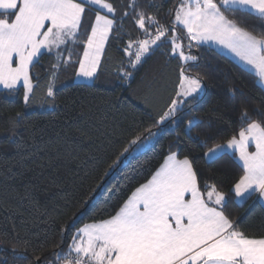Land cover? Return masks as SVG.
Here are the masks:
<instances>
[{
    "label": "trees",
    "instance_id": "trees-1",
    "mask_svg": "<svg viewBox=\"0 0 264 264\" xmlns=\"http://www.w3.org/2000/svg\"><path fill=\"white\" fill-rule=\"evenodd\" d=\"M105 2L115 8V24L90 84L73 83L95 14L85 10L80 40L68 47L71 62L63 63L67 52L58 60L44 53L30 69L34 92L27 105L22 89L0 90V245L6 251L0 264H53V253L68 252L78 229L115 215L171 153L192 161L202 188L215 184L225 193V215L241 231L264 236V207L253 198L238 203L231 191L243 175L235 156L221 154L207 161L205 155L239 131L241 108L252 119L264 120V91L255 75L227 55L191 42L197 60L190 62L196 67L187 74L202 80V94L183 106L175 123L157 126L176 98L181 68L187 66L172 56L169 31L158 42L161 47H154L133 76L123 79L120 73L130 59L128 44L133 43L135 52L145 33L129 7L133 0ZM134 2L136 10L171 29L182 0ZM225 15L258 37L264 34V19L254 14ZM175 34L187 53L186 33L176 26ZM54 64L60 66L53 68ZM51 78L54 103L46 96ZM17 113L26 119L13 135L11 121ZM189 120L199 125L191 138L185 135ZM149 129L159 134L144 151L120 156L130 139L146 137ZM118 159L123 162L113 167Z\"/></svg>",
    "mask_w": 264,
    "mask_h": 264
},
{
    "label": "snow or ice",
    "instance_id": "snow-or-ice-1",
    "mask_svg": "<svg viewBox=\"0 0 264 264\" xmlns=\"http://www.w3.org/2000/svg\"><path fill=\"white\" fill-rule=\"evenodd\" d=\"M86 5H96L115 16V8L105 0H0V85L14 89L22 82L27 105L34 92L30 69L44 55L42 50L49 53L62 50L56 52L57 56L67 52L68 59L63 63L71 62V50L62 46L80 40ZM129 7L133 8L136 24L144 31L145 38L136 42L135 52L131 51L133 43L129 42L126 51L130 59L128 68L120 73L122 78L132 77L144 57L154 47H161L158 42L169 31L172 56L187 66L181 68L176 98L160 115L157 126L168 121L175 123L177 113L201 92L199 76L187 74L196 67L190 62L197 60L191 54V41L221 46L253 69L264 84V34L258 37L225 15L239 11L264 19V0H182L171 29L136 10L134 0ZM114 24L113 18L96 12L90 34L83 41L77 78L92 80L97 76ZM178 25L187 32V53L179 42L181 38L175 34ZM59 66L54 64L53 68ZM46 96L52 98L49 103H54L51 84ZM25 119L26 116L17 113L11 121L13 135ZM239 122V131L226 144L209 148L205 155L211 160L233 150V155L238 154L242 162L243 175L233 184L232 193L240 199L250 198L253 192L264 197V120L252 119L247 109L241 108ZM198 126V122L189 120L185 135L191 138L192 130ZM158 134L149 129L146 137L130 139L120 156L139 151ZM122 162L118 159L113 167ZM199 180L191 160L169 154L151 179L138 187L115 215L78 229L68 252L53 253V264L61 261L64 264H264V236L257 238L241 231L225 215V193L215 184H205L202 188Z\"/></svg>",
    "mask_w": 264,
    "mask_h": 264
},
{
    "label": "rangeland",
    "instance_id": "rangeland-1",
    "mask_svg": "<svg viewBox=\"0 0 264 264\" xmlns=\"http://www.w3.org/2000/svg\"><path fill=\"white\" fill-rule=\"evenodd\" d=\"M180 6H178V8H179ZM177 8V9H178ZM85 10H93L94 11V19H93V22H92V24L95 22V16H96V12L97 11H99L100 12V14H102V15H108L109 16V18H112L113 17V15L112 14H109V13H107V11H106V9H101V8H99L98 6H96V5H86L85 6ZM174 19H175V17H174ZM173 22H174V20H173ZM182 27V26H181ZM183 28V27H182ZM185 30V29H184ZM185 33H186V37H187V32H186V30H185ZM188 38V37H187ZM189 40V39H188ZM179 42L182 44V42L179 40ZM191 42H194V41H191ZM205 44H207V45H209V46H213L212 48L213 49H216V50H219V49H221V50H224V51H220L221 53L223 52H226L225 54L228 56V57H230L232 60H239L234 54H232L231 52H229V51H227L226 49H224V48H222L221 46H219V45H217V44H215V43H212V42H206ZM73 44L70 42L68 45H66V46H62V49L64 48V47H71ZM57 51H62V50H53V52H51V54H54L55 55V57L57 58V60L58 59H63V53H62V55L61 56H57L56 55V52ZM42 52L43 53H49L47 50H42ZM81 58H82V55H81ZM79 67V66H78ZM77 71H78V69H77ZM254 72V71H253ZM255 75V74H254ZM256 76V75H255ZM93 80V79H92ZM92 80H84V79H81V78H77V76H76V74H75V77H74V81H73V83L74 84H90L91 82H92ZM50 84L53 86V78H51V80H50ZM17 89H22V91H23V101H24V89H23V84H22V82L20 83V84H18L17 86H16V88H14V89H4L3 88V86L2 85H0V90H17ZM202 94V89H201V92L198 94V96H200ZM158 136V135H157ZM156 136V137H157ZM156 137H153L152 138V140L148 143V144H146V145H144L141 149H139V151H137V152H133L132 153V156H135V155H137V154H139V153H141L142 151H144L155 139H156ZM131 156V157H132ZM218 156H219V154H218ZM206 160L207 161H211V160H213V159H208V157L206 156Z\"/></svg>",
    "mask_w": 264,
    "mask_h": 264
},
{
    "label": "crops",
    "instance_id": "crops-1",
    "mask_svg": "<svg viewBox=\"0 0 264 264\" xmlns=\"http://www.w3.org/2000/svg\"><path fill=\"white\" fill-rule=\"evenodd\" d=\"M255 15V14H254ZM179 26V25H178ZM181 27V26H180ZM182 28V27H181ZM183 29V28H182ZM184 30V29H183ZM184 32H185V30H184ZM192 43H194V44H196V45H202V46H208V47H213V46H209V45H207V44H205V43H200V44H197L195 41L194 42H192ZM216 50V49H215ZM220 51H224V50H221V49H219ZM219 50H217V51H219ZM219 51V52H220ZM223 53V52H222ZM226 52H224L223 54H225ZM226 55V54H225ZM238 58V57H237ZM239 59V58H238ZM236 63H238L241 67H243L244 69H246V70H248V71H250L251 73H253L254 74V70L253 69H251L249 66H246V65H244L240 60H234ZM256 78H257V82H258V84L261 86V88L263 89V91H264V84H261V82L259 81V79H258V77L257 76H255ZM221 154H230V155H233V150H227V152L226 153H221ZM221 154H219V156L221 155ZM235 156V159L237 160V162L239 163V165L242 167V162H240L239 161V158H238V154H236V155H234ZM218 157V156H217ZM215 159V158H214ZM165 161V160H164ZM164 163V162H163ZM160 168V167H159ZM158 168V169H159ZM157 169V170H158ZM151 179V178H150ZM250 198H253L254 199V201L255 202H258L259 204H261L263 207H264V197H261L260 196V194H259V192H253L252 194H251V196H250ZM250 198H248V197H246V198H244V199H240V198H236L235 197V200L238 202V203H242V202H245L246 200H248V199H250Z\"/></svg>",
    "mask_w": 264,
    "mask_h": 264
},
{
    "label": "built area",
    "instance_id": "built-area-1",
    "mask_svg": "<svg viewBox=\"0 0 264 264\" xmlns=\"http://www.w3.org/2000/svg\"><path fill=\"white\" fill-rule=\"evenodd\" d=\"M5 253H6L5 249L0 245V256L4 255ZM9 255H11L13 257L14 252H10Z\"/></svg>",
    "mask_w": 264,
    "mask_h": 264
},
{
    "label": "water",
    "instance_id": "water-1",
    "mask_svg": "<svg viewBox=\"0 0 264 264\" xmlns=\"http://www.w3.org/2000/svg\"><path fill=\"white\" fill-rule=\"evenodd\" d=\"M37 264H39V262Z\"/></svg>",
    "mask_w": 264,
    "mask_h": 264
}]
</instances>
